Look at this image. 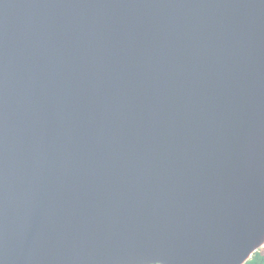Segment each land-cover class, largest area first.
<instances>
[{
  "label": "water",
  "instance_id": "water-1",
  "mask_svg": "<svg viewBox=\"0 0 264 264\" xmlns=\"http://www.w3.org/2000/svg\"><path fill=\"white\" fill-rule=\"evenodd\" d=\"M263 249L264 0H0V264Z\"/></svg>",
  "mask_w": 264,
  "mask_h": 264
},
{
  "label": "trees",
  "instance_id": "trees-1",
  "mask_svg": "<svg viewBox=\"0 0 264 264\" xmlns=\"http://www.w3.org/2000/svg\"><path fill=\"white\" fill-rule=\"evenodd\" d=\"M246 264H264V249L256 252Z\"/></svg>",
  "mask_w": 264,
  "mask_h": 264
}]
</instances>
